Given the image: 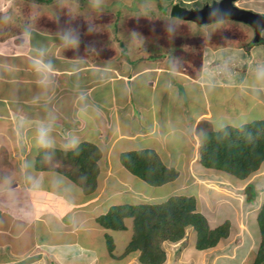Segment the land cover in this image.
<instances>
[{
    "label": "crops",
    "instance_id": "obj_1",
    "mask_svg": "<svg viewBox=\"0 0 264 264\" xmlns=\"http://www.w3.org/2000/svg\"><path fill=\"white\" fill-rule=\"evenodd\" d=\"M132 1L23 0L26 6L23 4L22 13L27 12L28 16L22 23L16 10L20 0H0V156H9L8 162L12 163L7 166L15 171L13 175L0 177V196L6 194L7 201L11 197L14 200L9 206L11 211L6 200H0V264H16L23 257L31 258L39 252L42 254L36 264H52L56 256L51 248L62 246L77 247L80 254L84 250L87 263L91 264L95 261L143 264L139 260L140 251L124 253L133 234L132 217L124 219L128 227L116 236L118 230L104 228L96 222L113 204H150L174 194L193 195L197 210L209 224L217 222L218 219L202 209L201 191L204 185L210 188L213 180L217 184L230 183L234 177L203 164L202 142L196 127L202 120L210 121L219 130L264 119V88L253 87L258 76L264 79V42L250 46L237 41L236 44H212L201 39L197 42L198 59L189 57L188 51H178L170 42L165 47H157L164 48L165 52L156 58L149 48L144 54L139 52V58H132L126 46L120 52L123 59L117 58L109 23L118 19L112 17L116 15L114 7L125 12ZM139 1L146 4L149 0ZM155 1L159 4L157 8L172 7ZM175 4L185 7L179 2ZM72 7L78 9L72 11ZM158 11L162 16L168 12ZM72 13L74 18L70 20L76 23L79 19L75 17H83L86 24H92L91 30L88 28L76 37L77 46L64 47L62 35L74 32L55 22L59 17L65 20L66 16H73ZM128 15L123 14L126 22L132 19ZM96 23H108L109 27L95 32ZM88 32L97 36H89ZM192 34L187 36L193 38ZM182 42L177 46L182 47ZM171 46L175 50H170ZM103 47L110 52H99ZM174 53H183L184 58L176 61ZM38 56L54 69L47 82L35 70L33 60ZM41 133L51 146L43 156V168L36 169L37 151L42 148L38 143ZM85 141L98 147L94 155L99 167L97 188L90 193L75 184L73 176L61 167L66 162L72 164L63 161L60 153L75 149ZM21 148L25 152L20 156L23 160L13 156ZM143 149H153L166 167L176 169V178L161 184L172 183L167 192L151 194L138 188V181L152 189L161 185L141 180L122 162L123 152ZM7 176H13V181ZM263 177L264 161L243 181L247 186ZM256 188L260 197L264 187ZM134 197L138 198L134 200ZM263 203L253 208L258 210L255 214L258 234L257 215ZM248 209L246 214L251 216L253 209ZM231 211L218 223L228 219L234 224L235 212ZM193 228L186 226L182 239L166 240L164 244L168 242L172 247L186 244L190 233L197 237ZM82 229L92 232L88 243L77 238ZM40 232L48 233V237L41 238ZM65 233L75 237L66 238ZM106 233H114L112 236L116 238L112 254L102 244H95L98 234L105 236ZM122 242H125L123 246ZM100 247L107 250L110 259L100 254ZM196 252L201 256L187 257L184 263L216 264V257L224 264L238 263L232 253L211 257L214 250L196 248Z\"/></svg>",
    "mask_w": 264,
    "mask_h": 264
},
{
    "label": "rangeland",
    "instance_id": "obj_2",
    "mask_svg": "<svg viewBox=\"0 0 264 264\" xmlns=\"http://www.w3.org/2000/svg\"><path fill=\"white\" fill-rule=\"evenodd\" d=\"M23 0H20L21 5L19 7H16V10L19 11L20 17V22L25 23V20L27 19V12L22 13L23 9V4L26 6L25 3L22 2ZM216 0H160V2L163 5H171L173 6L175 2L181 3L185 8H197V7H202L205 4L213 3ZM236 4L240 7H244L250 10H254L255 12H259L264 14V0H237ZM42 6L41 4H39ZM121 5V4H120ZM158 1L152 0L148 1V3H141L139 0H134L130 3L129 7H126L125 12L119 11L121 8H116L114 7V11H116L115 14H111L112 17L114 18L115 16L118 18V23L117 20L112 21L110 26L111 28V34L113 33V36L115 38V55L117 58H122L123 56L120 54L121 50H123V47L125 48L128 46V54L131 55L132 58H139L140 53L142 52L143 54L147 52L148 48L153 52L156 58V55L164 54L165 49H157V47H165L163 45H166L167 42L172 43L173 46L178 47V51L182 50L181 52H187L188 56L190 57L193 55L196 59L199 58L200 52L197 51L200 46L197 44L199 43L201 39H203V42L206 40V42L209 43H232L234 44L236 41L239 44L242 45H254L256 43L260 42H254L253 39L255 36V32L253 28L243 22L237 21L233 18H225L220 21L212 22V23H205V24H198V23H193L190 20H186L180 17H173L172 16V7L170 8H163L161 6L160 8L158 6ZM26 7H24L25 9ZM51 9V8H49ZM78 8L72 7V11L77 10ZM159 10L161 12H168L166 15H161L159 13ZM21 10V11H20ZM39 10L41 11L42 9ZM109 10V9H108ZM119 11V14L117 12ZM10 11H8L9 13ZM125 15L130 14L129 18H132L129 20V22H126L125 17H123V14ZM63 14V11L62 13ZM67 14H69L67 12ZM74 14H76L74 12ZM74 14L72 13L73 16H66L65 20H61L62 17H59L60 20H56V25L62 23V25L65 28H69L72 30L74 33H72L73 36L79 37L81 34L85 33L88 28L91 30V25L86 24V21L83 17H75L76 19H79V21H76L74 23V20H70L74 18ZM172 16V17H171ZM89 17V16H88ZM39 22L41 20L39 19ZM108 23H96V26L94 29L95 32H98L99 30H105V27L109 25ZM42 26V25H40ZM194 26V27H193ZM57 27V26H56ZM109 27V26H108ZM197 29H196V28ZM59 28V27H58ZM192 31L194 34L193 38L187 35H190V31ZM61 29V28H59ZM55 30H58L57 28ZM62 30V29H61ZM196 30V31H194ZM75 34V35H74ZM89 36L93 35V37H96L97 34H93V32H88ZM112 36V38H113ZM198 36V37H196ZM117 37V39H116ZM263 37V38H262ZM113 38V39H114ZM264 40V29L261 31V39ZM183 41V42H182ZM248 41V42H247ZM179 42H182V47L177 46ZM196 42V45L195 43ZM211 44V45H212ZM236 44V43H235ZM124 45V46H122ZM171 46L170 50H173L174 47ZM175 50V49H174ZM110 52L109 49L103 47L99 49V52L105 53V52ZM139 53V54H138ZM183 53L180 54H173L176 58V61H180V59L184 58L182 56ZM177 64V62H175ZM178 66V64H177ZM138 114V113H136ZM257 114V113H256ZM20 149V148H19ZM17 149L16 152H13V156L16 158V156L20 157L21 154H25L24 150L21 148V150ZM7 155V153L5 152ZM9 155V153H8ZM60 156L63 161V157L65 156L64 152L60 153ZM94 156V155H93ZM9 157V156H8ZM8 157L0 156V177L2 178L5 177L7 174H12L15 173L13 171V168L8 167L7 165H10L11 163L8 162ZM24 157H20V160H23ZM14 159V158H13ZM4 161V162H2ZM71 162V160H68ZM61 167L65 172H69V174L73 175L75 178H79V170L74 167L73 165L67 164V162L62 165ZM136 176V175H134ZM8 177V176H7ZM13 177V176H11ZM11 177H8V180H11ZM140 178V177H138ZM142 180V178H140ZM216 179V178H214ZM13 181V180H11ZM214 181V182H213ZM211 183H209V186H206L204 184L205 189L204 191H201V198L200 203L202 204V209L204 212L207 214L209 213L211 216L215 217V219H221L224 220L225 216L230 215L232 213L231 210L235 212L234 214V220L235 223L231 224L230 229L232 230L231 233H229L227 239H221L218 244L214 246V248L211 247L207 248L206 250L208 251H215L212 253L211 257L220 255L221 253H229L233 254L234 258L238 260L237 264H253L254 258L256 256L258 247L261 242V234H258V227L256 226L255 222V214L257 213L258 210L253 209L256 208L257 204H260L264 202V192L262 191V195L259 197V191L256 188L258 187H264V177L258 179V182L256 183H251L252 187V194L250 196L249 191L244 189V186H246L245 182H230L228 183L227 181L225 182H220L216 183L215 180H213ZM8 184H11L7 181ZM6 183V184H7ZM78 184V183H75ZM172 185V183H167L165 185H161L157 188L152 189V186L143 184V182L138 181L137 186L138 188L144 189L146 192L154 194V193H164L168 191V188ZM215 185V186H214ZM6 186V185H5ZM8 194V193H7ZM9 196H6V194H3L0 196V200H6L8 204V209L11 211L12 208L10 209V204L14 202L12 197L10 200L7 201V198ZM138 197H134V200L137 199ZM248 200L246 201V199ZM161 201V200H159ZM250 205H253L252 207ZM253 209L251 212V216H248L246 214L247 211ZM225 212V214H224ZM219 213V216H217ZM217 214V215H216ZM236 215V216H235ZM88 220H91V218ZM94 220V218H93ZM216 220L217 222L215 225L220 222ZM90 222V221H89ZM220 224V223H218ZM217 224V225H218ZM212 227H215L214 224H210ZM79 232L76 233V235ZM121 231L118 230L116 235H121ZM112 234V235H113ZM41 238H47L48 233H39ZM72 233H65L64 237L70 238L72 237ZM92 235L91 230H85L82 229L79 233V238L80 241L85 240L87 243L90 240V237ZM107 235H99V238H97V241L95 242L96 246L97 245H103V247L107 248ZM197 235V233H196ZM56 237V236H55ZM53 238L54 240L56 238ZM73 237H75L73 235ZM114 238V237H113ZM125 240L126 238L123 237ZM197 237L194 236V234L190 233L186 237V244H177L175 247H172L171 244H166L162 243L163 249L166 251V260L163 264H182L184 263L185 260H188L187 257H194L195 255L197 257L201 256L196 252V243L194 246V240ZM125 242H122V246L124 245ZM103 247H100V254L104 256L105 259H110V257L107 254V250L104 249ZM180 247V248H179ZM51 251L53 252V256L55 259L52 261V264H91L87 263L89 262L87 255L84 256L85 251L82 250L81 254L78 252V248L74 246H62V247H57V248H51ZM38 252V251H37ZM210 253V252H209ZM42 253L39 252V255L33 256L29 258L28 256L23 257L19 262H16V264H36L38 256H40ZM206 260H210V257L205 256ZM44 259V258H43ZM47 261V258H45ZM44 259V260H45ZM120 259V258H118ZM216 264H224L223 261L220 260V258H215ZM30 260V261H29ZM34 260V261H33ZM220 260V261H219ZM33 261V262H32ZM182 261V262H180ZM7 264H15L14 262H7ZM47 264V263H46ZM49 264V263H48ZM94 264H100L97 261H95ZM186 264V263H184ZM189 264V262H187ZM191 264V263H190Z\"/></svg>",
    "mask_w": 264,
    "mask_h": 264
},
{
    "label": "trees",
    "instance_id": "obj_3",
    "mask_svg": "<svg viewBox=\"0 0 264 264\" xmlns=\"http://www.w3.org/2000/svg\"><path fill=\"white\" fill-rule=\"evenodd\" d=\"M184 8L174 4L172 16L182 18L181 12ZM196 133L202 142L203 164L234 177L233 182L239 183L250 178L264 161V119L240 126H225L219 130H215L210 121L202 120L197 124ZM46 150L48 148L42 147L37 151L34 168H43ZM97 150L96 145L85 141L75 149L63 151L65 154L63 159L72 161V165L79 170L81 179L73 175L71 177L86 193L97 188L99 167L93 156L97 154L95 152ZM121 160L131 172L152 185L164 184L177 176L176 169L166 167L153 149L125 151L121 154ZM251 187V183L245 187L250 196ZM126 217L133 218V234L124 253L140 251L139 260L143 264H163L166 260V251L162 243L166 240L182 239L188 225H192L197 232L198 249L214 247L221 239L227 238L231 226L228 219L215 227L210 226L207 218L197 210L196 198L184 194H174L150 204H113L106 213L96 218V222L104 228L117 231L128 227L124 220ZM257 223L261 242L253 264H264V203L259 209ZM107 241V248L112 254L117 245L116 238L108 234Z\"/></svg>",
    "mask_w": 264,
    "mask_h": 264
},
{
    "label": "water",
    "instance_id": "obj_4",
    "mask_svg": "<svg viewBox=\"0 0 264 264\" xmlns=\"http://www.w3.org/2000/svg\"><path fill=\"white\" fill-rule=\"evenodd\" d=\"M237 0H216L197 8H184L182 18L198 24L212 23L225 18H233L237 21L250 25L255 36L254 42L261 39V31L264 29V14L255 12L236 4Z\"/></svg>",
    "mask_w": 264,
    "mask_h": 264
},
{
    "label": "clouds",
    "instance_id": "obj_5",
    "mask_svg": "<svg viewBox=\"0 0 264 264\" xmlns=\"http://www.w3.org/2000/svg\"><path fill=\"white\" fill-rule=\"evenodd\" d=\"M63 46L64 47H75L78 44V40L75 36L71 34L70 31L65 32L62 37ZM33 64L35 67V70L38 73L42 74V77L45 82L49 81L51 76L54 74V69L52 68L50 63L45 62L41 57H36L33 60ZM253 87L257 88H264V79H261L259 76L257 77V80ZM38 143L41 147H50V141L47 139V137L41 133L38 137Z\"/></svg>",
    "mask_w": 264,
    "mask_h": 264
}]
</instances>
